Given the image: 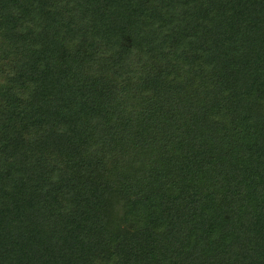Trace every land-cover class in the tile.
I'll return each mask as SVG.
<instances>
[{"label":"trees","instance_id":"16d2710c","mask_svg":"<svg viewBox=\"0 0 264 264\" xmlns=\"http://www.w3.org/2000/svg\"><path fill=\"white\" fill-rule=\"evenodd\" d=\"M0 264H264V0H0Z\"/></svg>","mask_w":264,"mask_h":264}]
</instances>
